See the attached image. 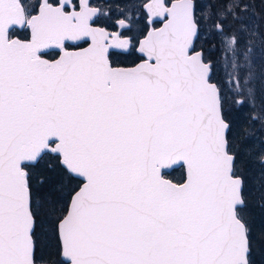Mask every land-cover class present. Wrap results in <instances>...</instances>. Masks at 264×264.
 <instances>
[{
  "label": "snow or ice",
  "instance_id": "snow-or-ice-1",
  "mask_svg": "<svg viewBox=\"0 0 264 264\" xmlns=\"http://www.w3.org/2000/svg\"><path fill=\"white\" fill-rule=\"evenodd\" d=\"M191 10L181 41L175 0H0V264H264V154L225 181L196 93L227 17Z\"/></svg>",
  "mask_w": 264,
  "mask_h": 264
},
{
  "label": "rangeland",
  "instance_id": "rangeland-1",
  "mask_svg": "<svg viewBox=\"0 0 264 264\" xmlns=\"http://www.w3.org/2000/svg\"><path fill=\"white\" fill-rule=\"evenodd\" d=\"M253 29V32L247 34L250 38L241 41L223 30L216 31V50L209 54L208 44H205L204 60L214 63V75L222 88L227 107L232 108L233 115L240 120H235L234 132L237 143H240L241 155L246 148L252 149V155L244 159L246 167L251 166V171L256 172L260 168L256 160L264 154V148L258 140L243 138L251 134L264 139V49L257 27ZM251 118H254L253 122H250Z\"/></svg>",
  "mask_w": 264,
  "mask_h": 264
},
{
  "label": "water",
  "instance_id": "water-1",
  "mask_svg": "<svg viewBox=\"0 0 264 264\" xmlns=\"http://www.w3.org/2000/svg\"><path fill=\"white\" fill-rule=\"evenodd\" d=\"M178 6V15H174L173 28L170 29L175 38L183 41L185 38H190L195 32V26L192 22L191 0H176ZM157 8L156 4L153 5ZM162 11V8H157ZM174 12L177 10H173ZM197 78L196 93L199 103L212 112L214 119V137H215V151L218 154L216 165L222 171L224 180H227L228 169L231 165L230 158L225 154L228 148L227 134L224 122L221 120V103L217 86L209 82V70L211 65L209 63H201L199 56L196 57ZM235 198V197H234ZM13 223L18 220L15 210L11 213Z\"/></svg>",
  "mask_w": 264,
  "mask_h": 264
},
{
  "label": "trees",
  "instance_id": "trees-1",
  "mask_svg": "<svg viewBox=\"0 0 264 264\" xmlns=\"http://www.w3.org/2000/svg\"><path fill=\"white\" fill-rule=\"evenodd\" d=\"M197 2H201V0H197ZM214 2L216 3V11L227 17V21L222 27L223 31L229 27V34L241 41L242 39H249L250 37L247 34L254 31L253 27H257L256 31L260 36L261 46L264 49V0H214ZM197 16L199 17V13ZM248 24H250L249 27H247ZM212 80L218 83L214 74ZM223 101L227 106V101L224 98ZM229 120H231V117H229ZM253 120L254 118H251L250 122H253ZM239 121V118H236V122ZM234 129L233 123L232 135L228 136L229 149L234 146L233 143H237Z\"/></svg>",
  "mask_w": 264,
  "mask_h": 264
},
{
  "label": "bare ground",
  "instance_id": "bare-ground-1",
  "mask_svg": "<svg viewBox=\"0 0 264 264\" xmlns=\"http://www.w3.org/2000/svg\"><path fill=\"white\" fill-rule=\"evenodd\" d=\"M219 27V26H218ZM222 30V28H219V30L218 31H221ZM225 32L226 33H229V27H227V29L225 30Z\"/></svg>",
  "mask_w": 264,
  "mask_h": 264
},
{
  "label": "flooded vegetation",
  "instance_id": "flooded-vegetation-1",
  "mask_svg": "<svg viewBox=\"0 0 264 264\" xmlns=\"http://www.w3.org/2000/svg\"><path fill=\"white\" fill-rule=\"evenodd\" d=\"M172 0H169L168 2H171Z\"/></svg>",
  "mask_w": 264,
  "mask_h": 264
}]
</instances>
